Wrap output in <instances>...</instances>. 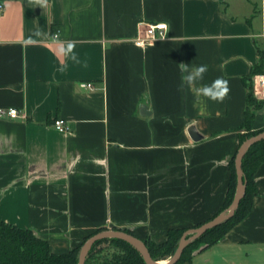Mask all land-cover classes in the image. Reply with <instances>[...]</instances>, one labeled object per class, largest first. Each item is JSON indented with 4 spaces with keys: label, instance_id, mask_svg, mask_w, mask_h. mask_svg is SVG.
Masks as SVG:
<instances>
[{
    "label": "crops",
    "instance_id": "obj_1",
    "mask_svg": "<svg viewBox=\"0 0 264 264\" xmlns=\"http://www.w3.org/2000/svg\"><path fill=\"white\" fill-rule=\"evenodd\" d=\"M227 2L0 0V107L20 111L0 117L1 219L61 254L108 228L164 242L218 213L264 47V0ZM141 21L166 22L167 38L138 46ZM69 41L79 62L61 51ZM200 64L204 79L181 88ZM218 77L223 102L196 94ZM255 182L251 212L185 264H264V162Z\"/></svg>",
    "mask_w": 264,
    "mask_h": 264
},
{
    "label": "trees",
    "instance_id": "obj_2",
    "mask_svg": "<svg viewBox=\"0 0 264 264\" xmlns=\"http://www.w3.org/2000/svg\"><path fill=\"white\" fill-rule=\"evenodd\" d=\"M222 4L224 10H226L228 6L227 0H222ZM257 54V63L251 68L249 75L244 77L245 84L248 89L247 108L245 111V122L243 125L245 131L240 134L239 147L247 138L264 130V128L253 130V122L255 120L256 111L260 110L264 104L263 100L258 99L254 93L253 78L264 71V47L258 42ZM236 154L237 152L234 154L230 162L231 178L225 204L223 208L210 219L226 209L234 198L237 186L235 166ZM263 162L264 140L253 145L244 156L243 170L246 181V191L235 215L221 225L208 230L204 235L188 245L180 260L176 264H185L190 261L193 256V252L196 249H199L202 246H204L203 248H207L219 242L235 224L243 220L251 212L254 198L257 194L255 174ZM201 224L195 225V227L200 226ZM187 229L189 228L183 227L170 229L167 239L164 242H156L150 239H145L144 241L146 242L152 257L156 260H164L172 256L183 233ZM98 231L100 230H97L94 233ZM125 231L134 234L130 230ZM81 245L71 249L67 253H54L51 251L48 241L37 236L32 229L8 223L0 217V264H78ZM86 264L147 263L141 252L129 242L119 238H105L94 244L88 254Z\"/></svg>",
    "mask_w": 264,
    "mask_h": 264
},
{
    "label": "water",
    "instance_id": "obj_3",
    "mask_svg": "<svg viewBox=\"0 0 264 264\" xmlns=\"http://www.w3.org/2000/svg\"><path fill=\"white\" fill-rule=\"evenodd\" d=\"M141 108L146 109L147 105H143L141 106ZM262 140H264V130L256 135L247 138L238 148L235 157L237 186L231 204L226 209L217 214L215 217L208 221H205L200 226L187 229L183 233L175 252L170 258H168L167 260H156L152 257L149 248L143 239L122 229L108 228L92 234L83 242L79 251L78 264H86V259L94 244L97 241L105 238H119L129 242L141 252L147 264H176L180 260L184 250L188 245L200 238L208 230L221 225L222 223L228 221L235 215L246 191V181L244 178L243 170L244 156L253 145Z\"/></svg>",
    "mask_w": 264,
    "mask_h": 264
},
{
    "label": "built area",
    "instance_id": "obj_4",
    "mask_svg": "<svg viewBox=\"0 0 264 264\" xmlns=\"http://www.w3.org/2000/svg\"><path fill=\"white\" fill-rule=\"evenodd\" d=\"M4 9V4L0 3V10ZM138 36L135 43L138 46L145 47L155 43L158 40L166 39L168 36V24L166 22H139ZM84 87L93 88L92 82H84ZM254 93L260 100H264V72L254 78ZM20 116V111L16 107H0V117L14 119ZM53 125L55 128L66 131L69 129L67 121L63 118L55 119Z\"/></svg>",
    "mask_w": 264,
    "mask_h": 264
},
{
    "label": "clouds",
    "instance_id": "obj_5",
    "mask_svg": "<svg viewBox=\"0 0 264 264\" xmlns=\"http://www.w3.org/2000/svg\"><path fill=\"white\" fill-rule=\"evenodd\" d=\"M75 44L72 41L67 42L66 48L62 47L61 51L66 54H71L74 61L79 62L78 54L73 51ZM208 71L206 64H200L198 66H188L182 69L181 76V88L185 87L193 88L197 81L204 79L205 73ZM195 92L198 96H204L213 101L223 102L226 96L230 92L229 82L222 77H218L210 84H204L203 86L195 87Z\"/></svg>",
    "mask_w": 264,
    "mask_h": 264
},
{
    "label": "rangeland",
    "instance_id": "obj_6",
    "mask_svg": "<svg viewBox=\"0 0 264 264\" xmlns=\"http://www.w3.org/2000/svg\"><path fill=\"white\" fill-rule=\"evenodd\" d=\"M255 96H256V95H255ZM170 257H171V256H170ZM170 257H168V258H170ZM168 258H167V259H168ZM167 259H164V260H167Z\"/></svg>",
    "mask_w": 264,
    "mask_h": 264
}]
</instances>
